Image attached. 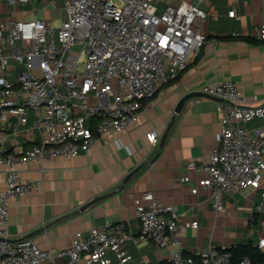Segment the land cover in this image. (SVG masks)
<instances>
[{"label": "built area", "instance_id": "built-area-1", "mask_svg": "<svg viewBox=\"0 0 264 264\" xmlns=\"http://www.w3.org/2000/svg\"><path fill=\"white\" fill-rule=\"evenodd\" d=\"M3 1L25 6L35 0ZM62 1L66 18L59 24L43 18L0 22V165L6 176L0 190V264H44L55 258L61 264H129L132 254L125 244L148 241L173 248L165 264H252L248 256L234 261L230 251L212 246L185 254L174 207L152 191L143 192L142 203L135 205L137 231L126 222L92 228L87 234L75 232L69 246L54 250L30 238L9 239L10 200L42 187L40 181H23L20 168L89 155L100 137L126 131L143 101L175 79L207 41L201 31L203 0L182 1L163 12L157 10L161 0ZM228 15L234 17L235 11ZM255 31L264 41V24ZM200 93L217 100L218 144L207 161L187 163L198 176L195 181L186 174L180 182L190 184L192 194L208 190L217 212L224 209L223 195L259 190L256 209L264 215V103L246 104L233 80L205 85ZM31 114L32 122L19 131L25 132L23 139L16 141V128L11 133L6 128L8 117L25 125ZM146 137L154 146L160 140L154 132ZM142 162L153 165L146 157ZM187 226L197 228L198 222ZM257 247L264 248V222Z\"/></svg>", "mask_w": 264, "mask_h": 264}, {"label": "crops", "instance_id": "crops-1", "mask_svg": "<svg viewBox=\"0 0 264 264\" xmlns=\"http://www.w3.org/2000/svg\"><path fill=\"white\" fill-rule=\"evenodd\" d=\"M182 1L197 0H161L157 10L163 12ZM200 7L206 12L201 31L207 41L197 55L190 54L186 68L175 79L143 101L137 120L126 131L100 137L89 155L29 162L20 168L23 181H40L42 187L10 200L6 226L10 240L30 238L42 249L54 250L69 246L75 232L87 234L92 228L126 222L137 231L135 205L142 203L143 192L152 191L162 204L174 207L185 254L208 246L226 250L235 245L264 252L257 247L264 222V215L256 209L261 191L246 188L223 195L224 209L217 212L208 190L192 194L190 184L180 182L187 174L193 183L198 176L187 163L207 161L218 144L217 100L196 95L199 102L193 97L174 114L184 95L200 93L205 85L223 80L237 83L246 104L264 103V41L255 31L264 24V0H203ZM231 10L234 17L228 15ZM35 18L59 24L66 18L63 1L35 0L14 6L0 0V22ZM33 118L31 114L21 125L10 115L6 128L10 133L16 128L15 140L20 142L25 132L19 131ZM149 132L160 137L156 146L148 141ZM33 136L40 139L37 131ZM7 147L11 149L10 144ZM145 157L153 165L143 163ZM4 169L0 165V190L6 187ZM192 221L198 222L197 228L187 226ZM125 248L132 254L129 264H165L173 250L157 248L151 241L127 242ZM61 263L62 259L55 258L44 264Z\"/></svg>", "mask_w": 264, "mask_h": 264}, {"label": "trees", "instance_id": "trees-1", "mask_svg": "<svg viewBox=\"0 0 264 264\" xmlns=\"http://www.w3.org/2000/svg\"><path fill=\"white\" fill-rule=\"evenodd\" d=\"M226 250L233 254L234 261H238L243 256H248L252 264H264V252H261L257 248L236 245L235 247L232 246Z\"/></svg>", "mask_w": 264, "mask_h": 264}, {"label": "water", "instance_id": "water-1", "mask_svg": "<svg viewBox=\"0 0 264 264\" xmlns=\"http://www.w3.org/2000/svg\"><path fill=\"white\" fill-rule=\"evenodd\" d=\"M196 95H202V94H201V93H192V94L184 95V96L178 101V103L176 104L175 109H174V114H178V113L181 111V109H182L183 105L185 104V102H186L187 100H189V99L195 97ZM166 135H167V134H165V135L163 136V138H162V142H163L164 139L166 138ZM129 177H130V174H128V175L124 178V181H123V182H126V181L129 179Z\"/></svg>", "mask_w": 264, "mask_h": 264}, {"label": "rangeland", "instance_id": "rangeland-1", "mask_svg": "<svg viewBox=\"0 0 264 264\" xmlns=\"http://www.w3.org/2000/svg\"><path fill=\"white\" fill-rule=\"evenodd\" d=\"M116 3H120V0H114Z\"/></svg>", "mask_w": 264, "mask_h": 264}, {"label": "bare ground", "instance_id": "bare-ground-1", "mask_svg": "<svg viewBox=\"0 0 264 264\" xmlns=\"http://www.w3.org/2000/svg\"><path fill=\"white\" fill-rule=\"evenodd\" d=\"M21 139V138H20Z\"/></svg>", "mask_w": 264, "mask_h": 264}]
</instances>
